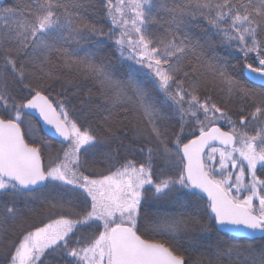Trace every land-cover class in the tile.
<instances>
[{
  "label": "snow or ice",
  "instance_id": "snow-or-ice-1",
  "mask_svg": "<svg viewBox=\"0 0 264 264\" xmlns=\"http://www.w3.org/2000/svg\"><path fill=\"white\" fill-rule=\"evenodd\" d=\"M101 4L107 32L84 15L85 0H18L11 6L0 0V264H203L181 250L184 220L151 228L144 223L148 192L157 198L177 190L203 194L200 231L264 239V89L236 78L226 62L206 61L185 31L191 20H206L223 46L241 54L249 79L264 84V0ZM161 20L167 26L157 36L150 25ZM105 38L128 62L126 80L114 79L95 61L94 50L82 46L100 47ZM60 70L98 85L107 115L95 123L86 116L82 123L63 101L54 102L49 82ZM209 83L226 99L202 96ZM165 109L178 118L170 136L158 123ZM34 114L61 138L55 155L34 138ZM130 114L139 118L136 147L125 150L142 159L117 164V154L106 153L110 167L90 172L95 161L88 157L101 145L116 139L123 145L127 136L117 133L125 121L132 123ZM158 161L164 162L160 175ZM45 191L55 193L52 214L25 227L17 200L40 199ZM208 264H264V247L218 244Z\"/></svg>",
  "mask_w": 264,
  "mask_h": 264
},
{
  "label": "trees",
  "instance_id": "trees-1",
  "mask_svg": "<svg viewBox=\"0 0 264 264\" xmlns=\"http://www.w3.org/2000/svg\"><path fill=\"white\" fill-rule=\"evenodd\" d=\"M18 0H3L4 6H11L17 3ZM169 4L181 3L183 0H168ZM84 15L90 20L96 22L98 26H102L104 31L107 32L109 27V21L104 16L103 7L101 0H85V11ZM162 16L167 18L166 13H161ZM167 25L164 20L159 23L150 25V29L157 36L164 35V29ZM188 36L194 40L198 41L201 45L203 57L208 62H226L228 65V71L233 74L236 78L240 79L242 82L247 84L249 87L260 91L264 88L256 86L248 82L243 75L242 68V57L240 60L237 59L241 54L237 53L235 49H230L223 46L220 43V37L216 35L215 30L212 29L207 21L202 18H197L191 20L186 28ZM96 39V38H93ZM85 49L94 50L95 61L99 64H103L112 73L114 79L116 80H126L127 79V63L121 60L119 54L116 52L115 47L111 41L106 38L104 44L97 47L94 43L83 42L82 45ZM72 47H77L72 45ZM83 55V53H81ZM61 75L57 80L50 81L51 88L48 91L51 92V98L53 101L61 100L63 101L70 110V114L82 123L85 122V117L92 120L94 123L101 119L107 112H104L100 105L102 104L101 97L97 91L98 85L93 84L91 80L83 79L82 77L73 74H68L67 70H60ZM204 71V69H201ZM11 83V82H10ZM15 93L16 89L12 88ZM201 94L211 95L215 100L221 101L226 99L225 93L219 88L211 87L209 83L207 87L201 88ZM238 103V102H237ZM233 114L236 111V105H229ZM166 115L164 118L158 121L162 125V130H167L166 134L171 135L172 130L178 126V118L170 115V110H164ZM121 114L122 111H121ZM235 119V116L233 115ZM130 119L132 123L128 121L124 122L122 131L118 132V136H123L126 134L127 138L123 140V145L119 139L113 140L108 144H103L100 147V151L95 153L93 157L90 155L88 157L89 162L93 160L95 163L89 169L90 172L100 173L107 170L110 165L106 162V153H115L116 163L119 164L123 162L125 158H132L135 156L137 161L142 159L141 154L138 151L125 150L127 146L132 145L134 149L136 145L133 143L135 137L134 125L137 123L138 117L131 116ZM225 125V129H226ZM251 131V129H249ZM33 133L34 138L40 142H44L52 149V155L56 154V151L60 149L61 144L46 138L40 131L38 123L33 119ZM163 161H158L155 165L156 175H160V165ZM40 199L27 200L24 199L17 200V206L20 208L21 212L24 214L25 227L31 224H38L41 221H45L49 215L52 214L50 209V202L55 193L45 191L43 193H38ZM67 198V197H66ZM6 200H11V197L4 198ZM204 207V200L200 197H193L187 190H177L170 192L167 196H160L159 198L153 196L152 192H148L146 199L142 204V217L149 228L153 227L150 225V220H153V224L163 225L166 221L173 219L184 220L187 223V228L179 234V242L182 245L181 250L185 251V255L190 258L191 261L200 260L203 264H208V258L211 257L215 246L218 244L224 246L225 243L228 244H240L245 247H251L252 249L259 250L264 247V239L248 241L245 239H237L231 237L227 234H220L217 236L215 232L205 233L200 231V225L206 222V218L200 211ZM53 211L59 212L61 209L57 208ZM193 217H197L200 221L199 224L193 220ZM189 245L187 246V243ZM211 245V246H209Z\"/></svg>",
  "mask_w": 264,
  "mask_h": 264
},
{
  "label": "water",
  "instance_id": "water-1",
  "mask_svg": "<svg viewBox=\"0 0 264 264\" xmlns=\"http://www.w3.org/2000/svg\"><path fill=\"white\" fill-rule=\"evenodd\" d=\"M243 75H244L245 79L248 82H250L251 84L264 88V84H262L260 80H255V81L250 80L248 73L245 72L244 70H243ZM34 119L38 122L40 130L46 138H49V139L61 144V138H59L58 136H56L54 134V130H52L49 126L44 124V122L39 118L38 114H34ZM200 197L203 200H206V197H204L203 194H200ZM221 233L227 234V235L234 237V238H237V239H245L248 241H254V240L262 239L259 236H256L255 238L250 237L243 232L238 233V232H234V231H223Z\"/></svg>",
  "mask_w": 264,
  "mask_h": 264
},
{
  "label": "rangeland",
  "instance_id": "rangeland-1",
  "mask_svg": "<svg viewBox=\"0 0 264 264\" xmlns=\"http://www.w3.org/2000/svg\"><path fill=\"white\" fill-rule=\"evenodd\" d=\"M150 222H151L150 225L155 226V225L153 224V220H152V219L150 220ZM144 223H145V220H144ZM145 224H146V223H145ZM188 245H189V242L187 243V246H188Z\"/></svg>",
  "mask_w": 264,
  "mask_h": 264
}]
</instances>
